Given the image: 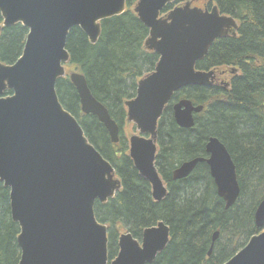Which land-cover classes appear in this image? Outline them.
I'll list each match as a JSON object with an SVG mask.
<instances>
[{"label": "water", "instance_id": "1", "mask_svg": "<svg viewBox=\"0 0 264 264\" xmlns=\"http://www.w3.org/2000/svg\"><path fill=\"white\" fill-rule=\"evenodd\" d=\"M172 1L138 0L134 8L149 30L145 46L159 59L155 69L137 82L136 95L125 106L128 122L152 137L174 91L188 85L213 86L214 71L197 69L195 64L216 39L237 28L235 19L221 14L216 5L203 10L186 2L159 18L160 10ZM124 10L125 0H0V31L17 23L27 29L21 55L11 64L0 62V182L9 190L10 218L19 228L18 264H146L168 242L163 223L144 231L142 246L124 233L116 257L108 262L107 227L97 220L94 205L111 197L118 181L55 89L70 61L69 31L79 28L94 44L100 22ZM68 77L81 112L96 117L111 142H117L119 127L91 94L84 75L75 70ZM7 90L11 93L4 96ZM202 109L190 99H180L173 105L176 124L192 127L193 114ZM205 149L218 194L228 207L239 193L235 166L218 138H209ZM153 152L152 139L130 137L134 166L160 198L164 191L152 164ZM203 160L185 162L174 178L186 176ZM254 221L257 227L264 226V199ZM224 264H264V230Z\"/></svg>", "mask_w": 264, "mask_h": 264}, {"label": "trees", "instance_id": "2", "mask_svg": "<svg viewBox=\"0 0 264 264\" xmlns=\"http://www.w3.org/2000/svg\"><path fill=\"white\" fill-rule=\"evenodd\" d=\"M181 1L175 0V4ZM210 1L222 14L232 16L237 28L235 35L214 41L196 68L220 70L226 66L237 68L238 72L229 77L226 90L219 85L193 86L177 94L202 105L203 109L195 116L191 130L177 127L169 111L162 118V129L169 132L164 147L165 164L170 166L180 159L200 155L204 140L217 137L233 158L247 207L225 211L212 189L207 196H200L196 186L184 189L179 197L172 193L162 204L150 203L144 186L134 185L133 181H139L126 157L112 154L104 127L96 117L81 112L78 95L68 76L56 81V93L63 107L75 116L89 142L121 171L124 190L116 203L97 202L94 206L98 221L110 227L109 259L116 251L112 229L116 222L130 224L137 230L150 221H168L170 242L153 264H216L218 259L205 260L207 234L212 229L228 227L229 222L238 230L245 229L247 238L259 233L252 219L255 207L264 197V0ZM134 2L126 0L127 8L122 15L101 21L96 43H90L77 27L69 31L66 40L70 55L67 68L71 66L84 75L91 94L120 123L125 118L124 100L134 96L137 79L155 65L154 54L144 46L148 30L130 9ZM25 36L26 29L21 24L2 30L0 62L10 64L20 56ZM197 175L199 172L194 177ZM17 233L18 226L10 219L8 190L0 183V264L18 263Z\"/></svg>", "mask_w": 264, "mask_h": 264}, {"label": "flooded vegetation", "instance_id": "3", "mask_svg": "<svg viewBox=\"0 0 264 264\" xmlns=\"http://www.w3.org/2000/svg\"><path fill=\"white\" fill-rule=\"evenodd\" d=\"M182 1L177 3V4H175V0H173L171 3H168L163 8V10H160L158 17L161 18V19H162V17L163 18L166 17L167 14L170 12V10H172V9H174L176 7H181L186 2H190V7H197V8L203 9V10L204 9L210 10V8L213 5H216L213 2H211L210 0H185L183 2ZM137 2H138V0H135V2L130 7V9L133 11V13L136 16H137V14L134 11V8H135ZM170 5H172L171 8L169 10L165 11V9H167L168 6H170ZM126 8H127V3H126V0H125V10H126ZM125 10H124V12H125ZM123 13H121L119 15H116V16H120ZM0 24H2L1 15H0ZM17 24H19V23H17ZM6 28H8V27H6ZM3 29L4 28L1 29L0 34H1ZM235 31H236V29H232L231 28V30H230L228 35H235ZM26 34H27V29H26ZM148 36H149V30H148ZM25 38H26V36H25ZM146 39H145V41H146ZM144 46H145V42H144ZM147 51L150 52V53H153L154 57H155V62H154L155 65H154L153 69L149 72V73H151L155 69V66H156V64L158 62L159 56H158V54L156 52H154V51H152V50H150L148 48H147ZM195 68H196V64H195ZM197 69H199V68H197ZM212 70L214 71V74H215L214 85H219V87L221 89H224V90L228 89V87H229V77L232 76V74H236L238 72L237 68H230L229 69V67H226V66H224L220 70H218V69H212ZM149 73H145L143 76H141V77H139L137 79L134 96L132 98L124 100L123 106L125 108V118H123V121L120 123L119 121H117V119L116 120L114 119L115 122L117 123L118 127H119L118 141L117 142H111L109 134H108L107 130L105 129L104 125L98 121L104 127V130H105V132L107 134L108 141H109V144H110L111 149H112L111 150L112 154L114 156H116V157H120L122 155H124V157H126L125 159L128 161L129 166L131 167V169L134 172L137 180L139 181V182L133 181L134 185H143L147 199L149 200L150 203H153V204H162L168 197L170 198L172 193L177 194L176 196L179 197L183 193L184 189L188 188V189L191 190V188L196 186V191L199 192L198 195H200V196L203 195V194H206V196H207L208 192L210 191L209 189H212L213 190V194L222 203L223 209L225 211H227V210L236 211L237 208H239V207H246L245 206L246 198L241 196V187H240V184H239V181H238V178H237L236 165H235V163L233 161V158H232L228 148L226 147V145L220 139H218V140L226 147V149H227V151H228V153H229V155H230V157H231V159L233 161V164L235 166L236 181H237V184H238V187H239V193H238L235 201L233 202V204L229 205L228 207H226L225 200L218 194L214 178L212 177L209 165L206 162V160L209 159L210 154L207 153L206 149H205L209 138L215 137V136H209V137H207V139L204 140V142H203V152L200 155L195 156V157H189V158H186V159H180L179 161H176L175 163H173L170 166L165 164L166 156L164 154V147L167 145V141H168L167 138H168L169 132L166 129H162V126L164 127V124H162V118H164V116H167V111H169L170 112V116L172 117V119L175 122L174 115H173V105H174V103L178 102L180 99H184L183 97H180V95H177V94L179 92H181L182 90H184L186 87H193L194 85L184 86V87H182V88H180V89H178V90L173 92L170 100L165 104V106L163 108V111H162L160 117L157 120L156 130H155V134H154L153 137L150 134H148V133H139L138 130L136 129L135 125L132 122H128V120H127V109H126V106H125V101L133 99L135 97L136 88H137V82L141 78H143L144 76H146ZM213 86H211V87H213ZM7 91L4 92V96L7 95V94H5ZM175 95H177V96L175 97ZM174 98H177V99L175 100ZM192 103H193V101H192ZM193 104L196 105L195 103H193ZM197 114L198 113L193 114L194 124H195V116ZM128 124H131L132 132L131 131L128 132V130L126 128V126ZM175 124H176V122H175ZM177 127H179V126L177 125ZM193 127H194V125L192 127H190V128H182V127H179V128L183 129V130H191ZM132 135L140 136V137L144 138L145 140L152 139V145L154 147L152 164H153V166H154V168H155V170L157 172V175H158V177L160 179L161 189L163 188V191H164V194H162V196L160 198H156L155 197L152 184L147 179H145V178H143V177H141L139 175L138 170L134 166L133 159L129 155L130 137ZM194 135H197V133L194 132ZM196 158H203L204 160L201 161V162H197V164L194 166V168L186 176L181 177V178H174V172L178 168H180L182 164H184L185 162H189L191 160H194ZM104 159H106V158H104ZM108 162L111 164V166L113 168V178L118 181L119 187L115 189L114 194L111 197L107 198V200L105 202L100 203V202L96 201L95 204L98 202V203L104 205V204H108L109 201L112 202V203H116V201L118 200L119 196L121 195V193L124 190V182H123V179L121 177V171L119 170L118 165L116 163H114V162H111V161H108ZM198 172H199V176L197 175V177H194ZM6 189L8 190V188H6ZM263 199H264V197L259 201V203ZM258 204H257V206H258ZM257 206L254 209L252 221H253V225L255 226V228L259 229V232H261V231L264 230V226L262 228H259V227H257L255 225V221H254V213H255V210H256ZM8 207H9V190H8ZM9 214H10V207H9ZM95 216H96V214H95ZM158 223H163L164 225H166L168 227V242L166 243L165 247L161 251L156 253L155 258H154V260L151 263H146V264H153L156 261V259L158 258V256L167 247V245H168V243L170 242V239H171L170 225H169L168 221H166L164 219H157V220H154V221H150L147 225H143L141 227H138L137 230H134L133 226L130 225V224L127 225V224H121L120 222H116L115 225H113V228H112L113 231H114V238H115V242L114 243L116 244V251H115V254L113 255V257L111 259H109V257H108V262H110V260H113L116 257V255H117V253L119 251L118 240H119V236L121 234H124V233L130 234L131 237L135 241H137L139 246H142V240H143L144 231L146 229H148V228L157 227ZM230 223L231 222L228 223V227H223L221 229L220 228L212 229V230L208 231V234H207L208 235V237H207V247H206L207 250H206L205 260H208L210 258L218 259L216 264H224L232 256H234L238 251H240L242 248H244L246 246V244L249 241L250 237L247 238V234H245V229L238 230V229H236V227L234 225H232ZM103 224H105L106 227H107V236H108L109 231H110L109 230L110 227H108L109 225L106 224V223H103ZM18 232H19V228H18ZM17 234H16V236H17ZM17 247H18V245H17ZM18 251H19V258H20V249H19V247H18ZM107 251H108V248H107ZM18 261H19V259H18Z\"/></svg>", "mask_w": 264, "mask_h": 264}, {"label": "rangeland", "instance_id": "4", "mask_svg": "<svg viewBox=\"0 0 264 264\" xmlns=\"http://www.w3.org/2000/svg\"><path fill=\"white\" fill-rule=\"evenodd\" d=\"M183 1H185V0H183ZM183 1H182V2H183ZM66 70H67V73H69V72L75 71V70H77V69H75V68H73V67H71V66H68V68H67V66H66ZM77 71H78V70H77ZM126 128H127L128 132H129V131L132 132L131 124H128V125L126 126ZM245 206L247 207V201H246Z\"/></svg>", "mask_w": 264, "mask_h": 264}]
</instances>
